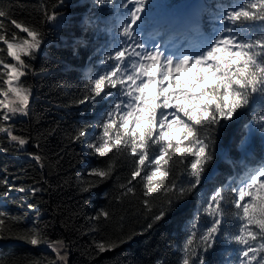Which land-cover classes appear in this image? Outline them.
Returning <instances> with one entry per match:
<instances>
[{
	"label": "snow or ice",
	"instance_id": "snow-or-ice-1",
	"mask_svg": "<svg viewBox=\"0 0 264 264\" xmlns=\"http://www.w3.org/2000/svg\"><path fill=\"white\" fill-rule=\"evenodd\" d=\"M65 2L57 0L53 9ZM92 3L94 7L111 4L115 12L114 23L105 29L111 40L97 49L102 68L85 73L89 94L77 101L110 105L95 125L99 134L86 145L90 155L104 163V167L90 169L89 175L95 179L88 187L112 179L127 163L131 172L126 183L118 185L121 198L136 195L133 182L142 184V203L150 218L147 231L163 226L169 216L183 213L189 198L199 195L202 181L211 179L218 139L245 112L259 109L245 127L255 125L264 133V0L216 4L215 10L209 11L213 26L207 34L199 23L179 31L175 27L178 20H158L154 9L171 6L154 0ZM42 11L49 28L66 23L62 12L43 6ZM5 20L24 35L9 32ZM86 24L94 21L88 18ZM170 31L173 34L164 39ZM88 43L74 40L73 54ZM48 44L47 32L18 22L0 4V133L19 151H24L30 137L15 134L8 122L30 116L33 86L25 78L46 74L47 69L37 72L32 62L46 52ZM185 71L187 76H183ZM86 137L87 130L81 127L72 139ZM35 146L39 148V142ZM29 155L41 168L45 166L39 153ZM0 183L8 185L6 179ZM18 191L35 194L42 189L21 187ZM9 194L4 191L0 195ZM6 217L8 213L0 209V241L14 238L32 246L44 243L55 254L52 264H70L68 242L49 240L37 227L13 232L6 228ZM101 217L111 218L105 210L97 219ZM203 217L208 218L207 226ZM134 235L137 233L93 243L98 254L105 253ZM222 243L231 246L235 254L234 259L225 257L223 264H264V163L245 167L243 174L201 197L200 208L186 226L180 264H217L216 250ZM0 264L8 261L0 258ZM156 264L165 261L158 259Z\"/></svg>",
	"mask_w": 264,
	"mask_h": 264
},
{
	"label": "trees",
	"instance_id": "trees-1",
	"mask_svg": "<svg viewBox=\"0 0 264 264\" xmlns=\"http://www.w3.org/2000/svg\"><path fill=\"white\" fill-rule=\"evenodd\" d=\"M186 1L169 0L167 6ZM56 3L57 0H0L12 18L42 28L49 40L46 52L32 62L37 72L47 69L46 74L25 78L33 86L31 114L17 116L8 122L15 134L30 137V143L24 151H19L4 133H0V182L8 181V185L0 183V194L10 193L8 197L0 195V209L8 213L6 228L23 233L37 227L49 240H65L69 243L70 264H116L117 261L119 264H156L158 259L165 264H180V246L186 236V226L200 208L201 197L210 195L221 184L226 185L230 178L243 174L245 167L264 163V133L255 125L245 127L259 109L245 112L218 139L217 158L210 168L211 179L202 181L199 195L186 202L187 209L169 216L163 226L145 231L150 218L142 203V184L133 182L136 195L122 198L118 187L130 176L131 167L127 163L112 179L88 187L95 179L89 175L90 169L104 167V163L90 155L86 145L99 134L100 129L95 125L110 105L108 102L79 104L77 101L89 94L85 73L90 68L94 71L102 68L98 63L101 52L97 49L111 40L105 29L114 23L115 9L111 4L94 7L92 0H66L63 7L53 9ZM218 3L227 4L229 0L201 1L199 25L206 34L212 31L213 24L206 12L215 10ZM42 6L49 11L62 12L66 23L49 28L44 23ZM88 18L94 24H86ZM4 22L9 32L24 35L9 20ZM77 39L89 43L87 47H80L78 54H73V42ZM81 127L87 130L86 139L73 141L76 129ZM249 133L251 140L243 148L241 141H245ZM37 142L39 148L35 146ZM29 153L44 157L45 166L41 168ZM21 187L42 191L22 193L18 191ZM86 187L88 190L83 191ZM101 210L108 211L111 218L97 219ZM15 217H19V221L12 219ZM202 222L207 226L208 218L203 217ZM132 233L137 235L114 251L97 253L94 241L116 239L121 235L126 238ZM234 255L231 246L220 244L216 250L217 264H223L225 257L234 259ZM0 258L8 264L14 261L52 264L55 254L44 243L32 246L12 238L0 241Z\"/></svg>",
	"mask_w": 264,
	"mask_h": 264
},
{
	"label": "rangeland",
	"instance_id": "rangeland-1",
	"mask_svg": "<svg viewBox=\"0 0 264 264\" xmlns=\"http://www.w3.org/2000/svg\"><path fill=\"white\" fill-rule=\"evenodd\" d=\"M201 1L202 0H189L187 3L182 4V5H179V6H176V7H170L171 10L169 9V7H165V8H160V9H154V12L156 13V16H157V19L158 20H164V21H170L172 19H176V16H177V13H179L180 11L179 10H182L181 7H184L183 11L181 12L180 15H182L183 17H186L187 14H189L190 16V21L192 20V15H195L197 14V16L200 14V9H202V6H201ZM169 0H156L154 1V3L156 4H160V5H166L169 4L168 3ZM212 10V9H210ZM210 10H207V14L209 15V11ZM179 11V12H178ZM175 13V17L173 16V14ZM186 14V15H185ZM178 21L180 20V17L177 18ZM184 22H185V19H184ZM184 24V23H182ZM175 27H178L177 25ZM179 30L183 29L182 27H178ZM151 30V29H150ZM173 33L170 31L168 34L165 35L164 39H168L169 35H172ZM188 73L187 71H185L183 73V76H187ZM251 132V131H249ZM251 140V134L249 133L247 136H246V139H245V142L243 144V148L247 147V145L249 144Z\"/></svg>",
	"mask_w": 264,
	"mask_h": 264
},
{
	"label": "bare ground",
	"instance_id": "bare-ground-1",
	"mask_svg": "<svg viewBox=\"0 0 264 264\" xmlns=\"http://www.w3.org/2000/svg\"><path fill=\"white\" fill-rule=\"evenodd\" d=\"M186 15V14H185ZM190 15L189 14H187V16L186 17H184V19H185V22H184V19H181L180 18V20L178 21V27H182V26H187L188 24H190V23H192L193 22V20H194V16L192 15V20L190 21V17H189ZM182 23H184V24H182Z\"/></svg>",
	"mask_w": 264,
	"mask_h": 264
}]
</instances>
